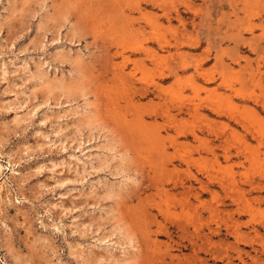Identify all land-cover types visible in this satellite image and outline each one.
<instances>
[{
    "label": "rangeland",
    "instance_id": "obj_1",
    "mask_svg": "<svg viewBox=\"0 0 264 264\" xmlns=\"http://www.w3.org/2000/svg\"><path fill=\"white\" fill-rule=\"evenodd\" d=\"M250 1L209 65L197 0H0V264H264Z\"/></svg>",
    "mask_w": 264,
    "mask_h": 264
},
{
    "label": "crops",
    "instance_id": "obj_2",
    "mask_svg": "<svg viewBox=\"0 0 264 264\" xmlns=\"http://www.w3.org/2000/svg\"><path fill=\"white\" fill-rule=\"evenodd\" d=\"M188 1L190 2V0ZM235 1L236 0H197V3H195L194 5L199 7L200 14L197 16L188 14L190 27L188 28V30L186 29V31L192 37L197 39V45H195V47L193 48H188V50L196 51V53H194L195 55L201 54L203 50L209 51L210 53L207 56V62L209 61V65L213 63V54L215 50L227 51L229 54L231 53L233 57H235V50H238L235 44L237 35L240 32H238L237 27H235L234 29H228V27L233 25L234 16H232V14L238 10V6H233V3ZM218 16L221 17L220 21L222 22H218ZM238 17L240 19L242 18L241 16ZM192 24H195V26H191ZM252 24L257 25V21H253ZM259 32L260 29H254L252 35H258L260 34ZM240 35H244V33L241 32ZM249 35H247L246 37H242L247 39ZM221 61L225 64L228 62L226 59H221ZM239 65H242V62H240ZM208 66L204 67V69H207ZM217 80L218 79H215L214 85H210L206 88L215 87L218 83ZM220 94L227 95L224 92H220ZM239 106L246 105L240 104ZM218 121L224 122L222 120ZM213 145L215 144L213 143Z\"/></svg>",
    "mask_w": 264,
    "mask_h": 264
}]
</instances>
